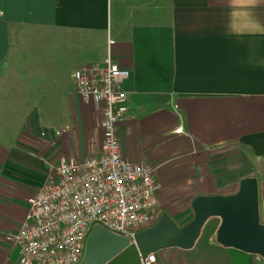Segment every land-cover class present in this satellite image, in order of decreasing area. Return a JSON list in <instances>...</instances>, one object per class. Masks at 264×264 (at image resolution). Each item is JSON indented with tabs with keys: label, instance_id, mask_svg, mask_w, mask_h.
Listing matches in <instances>:
<instances>
[{
	"label": "crops",
	"instance_id": "1",
	"mask_svg": "<svg viewBox=\"0 0 264 264\" xmlns=\"http://www.w3.org/2000/svg\"><path fill=\"white\" fill-rule=\"evenodd\" d=\"M0 24V264H19L4 236L57 160L98 151L102 106L82 100L73 74L108 55L130 70L120 82L121 152L155 166L159 215L182 226L194 197L233 194L252 176L264 219V0H46L23 9L0 0ZM220 223L208 218L191 248L161 249L153 264H264L219 244Z\"/></svg>",
	"mask_w": 264,
	"mask_h": 264
},
{
	"label": "built area",
	"instance_id": "2",
	"mask_svg": "<svg viewBox=\"0 0 264 264\" xmlns=\"http://www.w3.org/2000/svg\"><path fill=\"white\" fill-rule=\"evenodd\" d=\"M129 75L109 55L75 70L79 96L102 106V140L98 151L84 159L61 156L27 200L26 218L4 236L17 250L19 264H78L94 225L133 241L136 232L159 217L155 166L130 161L120 148L117 126L128 100L120 82ZM140 261L153 264L155 253L141 255Z\"/></svg>",
	"mask_w": 264,
	"mask_h": 264
},
{
	"label": "water",
	"instance_id": "3",
	"mask_svg": "<svg viewBox=\"0 0 264 264\" xmlns=\"http://www.w3.org/2000/svg\"><path fill=\"white\" fill-rule=\"evenodd\" d=\"M193 216L179 226L165 212L155 223L136 232L134 240L94 225L88 232L78 264H141V255L170 247L191 248L210 217H219L216 241L264 259V223L260 220L258 182L244 177L229 195H198L191 201Z\"/></svg>",
	"mask_w": 264,
	"mask_h": 264
},
{
	"label": "snow or ice",
	"instance_id": "4",
	"mask_svg": "<svg viewBox=\"0 0 264 264\" xmlns=\"http://www.w3.org/2000/svg\"><path fill=\"white\" fill-rule=\"evenodd\" d=\"M9 2L19 6L21 9L46 2V0H9ZM3 25L0 24V34H2Z\"/></svg>",
	"mask_w": 264,
	"mask_h": 264
},
{
	"label": "rangeland",
	"instance_id": "5",
	"mask_svg": "<svg viewBox=\"0 0 264 264\" xmlns=\"http://www.w3.org/2000/svg\"><path fill=\"white\" fill-rule=\"evenodd\" d=\"M25 37V39H20V41H27V42H29V41H31V42H35L36 41V39H35V37L34 36H31V38H30V36H24ZM77 51H74V53L73 54H75ZM47 53H50V51H48ZM57 54L59 55V57H60V59L61 58H66V61L68 60V57H66V52L65 51H57L56 53H55V55L57 56ZM62 55V56H61ZM53 54H51L49 57H50V59H53ZM69 56H72V55H69ZM262 221V223H264V219H262L261 220ZM159 251V250H158ZM157 252V251H156Z\"/></svg>",
	"mask_w": 264,
	"mask_h": 264
},
{
	"label": "trees",
	"instance_id": "6",
	"mask_svg": "<svg viewBox=\"0 0 264 264\" xmlns=\"http://www.w3.org/2000/svg\"><path fill=\"white\" fill-rule=\"evenodd\" d=\"M192 218V217H191Z\"/></svg>",
	"mask_w": 264,
	"mask_h": 264
}]
</instances>
